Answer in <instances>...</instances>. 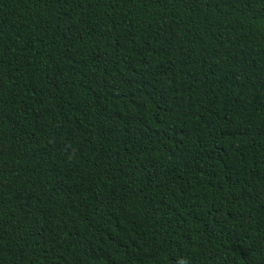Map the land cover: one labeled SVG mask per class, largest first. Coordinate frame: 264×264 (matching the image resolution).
Listing matches in <instances>:
<instances>
[{
	"label": "trees",
	"instance_id": "obj_1",
	"mask_svg": "<svg viewBox=\"0 0 264 264\" xmlns=\"http://www.w3.org/2000/svg\"><path fill=\"white\" fill-rule=\"evenodd\" d=\"M0 264H264V0H0Z\"/></svg>",
	"mask_w": 264,
	"mask_h": 264
}]
</instances>
